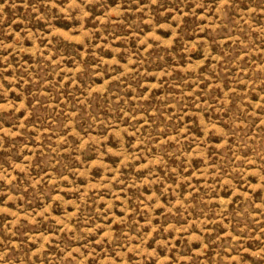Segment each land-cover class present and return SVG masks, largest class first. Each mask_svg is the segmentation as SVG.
<instances>
[{
	"label": "rangeland",
	"instance_id": "obj_1",
	"mask_svg": "<svg viewBox=\"0 0 264 264\" xmlns=\"http://www.w3.org/2000/svg\"><path fill=\"white\" fill-rule=\"evenodd\" d=\"M0 264H264V0H0Z\"/></svg>",
	"mask_w": 264,
	"mask_h": 264
}]
</instances>
